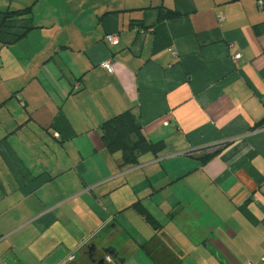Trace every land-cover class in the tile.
<instances>
[{
  "label": "crops",
  "instance_id": "obj_1",
  "mask_svg": "<svg viewBox=\"0 0 264 264\" xmlns=\"http://www.w3.org/2000/svg\"><path fill=\"white\" fill-rule=\"evenodd\" d=\"M263 260L264 0H0V264Z\"/></svg>",
  "mask_w": 264,
  "mask_h": 264
},
{
  "label": "trees",
  "instance_id": "obj_2",
  "mask_svg": "<svg viewBox=\"0 0 264 264\" xmlns=\"http://www.w3.org/2000/svg\"><path fill=\"white\" fill-rule=\"evenodd\" d=\"M100 136L109 153H121L124 165L137 164L140 154L154 153L160 151V144H152L141 133L137 118L130 112H124L100 126ZM210 156V155H208ZM150 221V217L146 215Z\"/></svg>",
  "mask_w": 264,
  "mask_h": 264
},
{
  "label": "built area",
  "instance_id": "obj_3",
  "mask_svg": "<svg viewBox=\"0 0 264 264\" xmlns=\"http://www.w3.org/2000/svg\"><path fill=\"white\" fill-rule=\"evenodd\" d=\"M223 18H219V20L221 21ZM105 42L111 46H116L119 44V39L116 35H107L105 37ZM240 54H235L233 57H232V60L233 61H237L240 59ZM100 67L102 69H104L107 73H112L113 71V64L110 62V61H105L103 62ZM216 151V148L214 147H209L207 149L204 150V153L205 154H213L214 152ZM72 259V257L70 258ZM250 264V263H249ZM260 264H264V260L260 263Z\"/></svg>",
  "mask_w": 264,
  "mask_h": 264
}]
</instances>
